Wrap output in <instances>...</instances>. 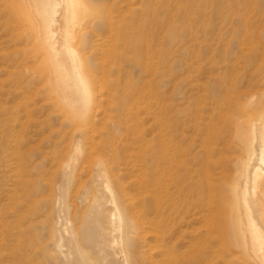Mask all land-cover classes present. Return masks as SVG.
<instances>
[{"label": "rangeland", "instance_id": "obj_1", "mask_svg": "<svg viewBox=\"0 0 264 264\" xmlns=\"http://www.w3.org/2000/svg\"><path fill=\"white\" fill-rule=\"evenodd\" d=\"M29 1L0 0V264H125L123 249L129 264H253L233 222L264 118V0H83L79 46L104 86L79 148ZM113 196L136 235L111 230Z\"/></svg>", "mask_w": 264, "mask_h": 264}, {"label": "bare ground", "instance_id": "obj_2", "mask_svg": "<svg viewBox=\"0 0 264 264\" xmlns=\"http://www.w3.org/2000/svg\"><path fill=\"white\" fill-rule=\"evenodd\" d=\"M29 2L27 16L32 25L31 34L33 40L36 42L37 50H39V52L45 57L44 62L41 60L42 66L44 65L41 68L43 76L46 80V84L49 86L53 98L62 108L66 117L70 119L71 123H73L75 128L73 136L75 142H78L77 147L79 148L81 147V142H84L85 140L84 137H86L88 131L87 127L91 123V114L94 108H96V97L98 94L96 95L94 90L99 87L103 89L104 86L103 83L96 82V78L93 80L94 74L89 70H86L87 65L86 59H84L85 55L82 53L79 46L82 38H84L83 32L85 28H87V14H85L86 8L84 1L30 0ZM98 83L99 85H97ZM95 84L99 86L96 89H94V87H96ZM83 145L85 146V144ZM244 151L245 155L243 156H245V159L242 161V169H240L242 170V175L241 178H239L240 180L238 184L240 191L237 193L238 210L233 225L238 228V234L242 238L240 240L244 242L250 262L253 264H264V118L261 122L252 127L251 137L249 142H247ZM80 157H82L80 152H74V158L78 159ZM67 167L70 168V166H66V168ZM97 167L103 172L102 175L104 172L106 173L102 161L97 162ZM238 175L240 177V174ZM237 176L236 180H238ZM111 193L113 195L112 191L109 194ZM112 198L113 201L111 200L112 202H109L114 204L113 207H115V210L114 215H111L110 226L112 229L111 227L110 229L113 231L116 230V220L118 219L120 221V229L126 224L128 233L131 230L130 233L136 235V221L131 216L128 218L123 216L114 196ZM122 208L125 209L123 206ZM231 208L233 210V207ZM230 213L233 214L234 212ZM70 239H72V237ZM69 244H71V242ZM116 244L118 243L114 240V245ZM74 245H76V243H74ZM105 247L107 248V245ZM111 248L114 249L115 246H111ZM127 253L126 249H123L118 254V260L125 264H129Z\"/></svg>", "mask_w": 264, "mask_h": 264}]
</instances>
